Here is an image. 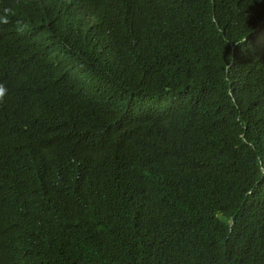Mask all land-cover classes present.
Wrapping results in <instances>:
<instances>
[{"label":"trees","instance_id":"16d2710c","mask_svg":"<svg viewBox=\"0 0 264 264\" xmlns=\"http://www.w3.org/2000/svg\"><path fill=\"white\" fill-rule=\"evenodd\" d=\"M3 64L0 264H264V0H0Z\"/></svg>","mask_w":264,"mask_h":264},{"label":"clouds","instance_id":"9594fccd","mask_svg":"<svg viewBox=\"0 0 264 264\" xmlns=\"http://www.w3.org/2000/svg\"><path fill=\"white\" fill-rule=\"evenodd\" d=\"M4 22L7 23V20ZM0 75L5 77L4 82L0 81V114L3 115L0 122V140L5 142L26 120L34 119L35 124L44 121L51 108V99L46 87L41 83L35 82V86L30 87V82L33 81L26 77L8 80L6 64L0 65ZM16 91L21 96L20 100L13 96ZM8 109L10 112L6 113ZM53 114L52 110V116ZM70 181L72 178L67 176L65 182Z\"/></svg>","mask_w":264,"mask_h":264},{"label":"bare ground","instance_id":"6f19581e","mask_svg":"<svg viewBox=\"0 0 264 264\" xmlns=\"http://www.w3.org/2000/svg\"><path fill=\"white\" fill-rule=\"evenodd\" d=\"M89 18V17H88Z\"/></svg>","mask_w":264,"mask_h":264}]
</instances>
